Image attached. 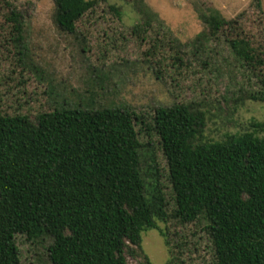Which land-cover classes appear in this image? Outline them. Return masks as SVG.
I'll use <instances>...</instances> for the list:
<instances>
[{
  "label": "trees",
  "instance_id": "obj_1",
  "mask_svg": "<svg viewBox=\"0 0 264 264\" xmlns=\"http://www.w3.org/2000/svg\"><path fill=\"white\" fill-rule=\"evenodd\" d=\"M53 2L54 23L67 35L77 34L76 23L94 6L92 0ZM134 5L138 27H151L156 14L146 1ZM14 16V43L24 61L31 57L27 20ZM202 20L207 31L199 38L226 25L212 8ZM231 46L240 58H252L245 39ZM30 68L44 79L39 67ZM258 126L264 130V123ZM156 127L179 220L205 216L222 264H264V231L256 229L249 261L241 249L244 236L234 238L226 225L264 216V138L245 132L207 140L205 114L195 104L160 107ZM145 148L128 106L104 105L93 95L56 103L50 113L9 116L0 110V264H20L18 234L50 242L49 264H151L142 233L159 228L165 199L158 172L145 170Z\"/></svg>",
  "mask_w": 264,
  "mask_h": 264
},
{
  "label": "rangeland",
  "instance_id": "obj_2",
  "mask_svg": "<svg viewBox=\"0 0 264 264\" xmlns=\"http://www.w3.org/2000/svg\"><path fill=\"white\" fill-rule=\"evenodd\" d=\"M92 1L76 23L77 34L67 35L54 23L53 0H0V110L9 116L50 113L56 103L92 95L104 105L128 106L146 147L145 170L158 172L165 199L159 228L142 233L144 253L151 264H222L205 216L192 223L177 216L156 113L160 107L195 104L205 114L207 140L245 132L264 138L258 126L264 123V0H145L156 18L142 28L136 0ZM209 8L218 10L226 25L199 38L207 31L202 16ZM14 13L27 20L31 57L24 61L14 43ZM235 39L248 41L251 59L236 54ZM33 65L44 79L31 70ZM226 225L234 238L244 236L241 249L250 261L256 248L251 242L256 229L264 231V216L252 222L235 218ZM15 242L20 264H49L50 242L22 234ZM261 252L264 258V248Z\"/></svg>",
  "mask_w": 264,
  "mask_h": 264
}]
</instances>
